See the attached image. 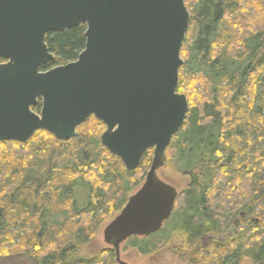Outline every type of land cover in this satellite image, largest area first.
<instances>
[{
  "label": "trees",
  "instance_id": "trees-1",
  "mask_svg": "<svg viewBox=\"0 0 264 264\" xmlns=\"http://www.w3.org/2000/svg\"><path fill=\"white\" fill-rule=\"evenodd\" d=\"M185 3L192 19L178 92L190 109L165 167L189 184L161 231L124 245L148 256L180 239L188 264H264V0ZM86 31L48 34L55 59L43 71L77 61ZM104 131L91 117L67 142L44 131L0 142V264L116 263L113 249L91 258L81 250L102 213L119 214L140 189L154 151L128 171L102 146Z\"/></svg>",
  "mask_w": 264,
  "mask_h": 264
},
{
  "label": "water",
  "instance_id": "water-1",
  "mask_svg": "<svg viewBox=\"0 0 264 264\" xmlns=\"http://www.w3.org/2000/svg\"><path fill=\"white\" fill-rule=\"evenodd\" d=\"M185 0H0V142H29L38 132L61 142L91 117L101 144L128 171L153 150L142 187L104 230L116 254L131 237L161 231L178 190L159 178L190 109L178 92L191 25ZM86 25L77 61L48 71L46 36ZM42 100V110L33 108Z\"/></svg>",
  "mask_w": 264,
  "mask_h": 264
},
{
  "label": "rangeland",
  "instance_id": "rangeland-1",
  "mask_svg": "<svg viewBox=\"0 0 264 264\" xmlns=\"http://www.w3.org/2000/svg\"><path fill=\"white\" fill-rule=\"evenodd\" d=\"M158 175L160 179L174 186L179 191V193L185 190L189 184L187 177L178 174L170 167L161 169L158 172ZM135 193L136 192H133L130 196ZM78 200L81 202L80 205H83V202L86 203L85 193L84 195H79ZM117 215L118 214L115 213L112 214L111 209L108 213H102V215L99 217L101 221L98 223L100 224L102 222V224L100 225L96 236L86 247L81 250V255L83 257H95L107 249H112V247L109 246L104 240V230ZM241 218L247 219V217L240 216L238 220ZM238 220L236 221L235 225L238 224ZM222 240H225V237H223ZM186 251L187 250L182 244V241L180 239H174L167 245L160 248L159 251L148 256L140 255L136 249L130 247L127 248L126 245H122L121 258L127 264H188L189 255H186Z\"/></svg>",
  "mask_w": 264,
  "mask_h": 264
},
{
  "label": "flooded vegetation",
  "instance_id": "flooded-vegetation-1",
  "mask_svg": "<svg viewBox=\"0 0 264 264\" xmlns=\"http://www.w3.org/2000/svg\"><path fill=\"white\" fill-rule=\"evenodd\" d=\"M146 180V179H145ZM167 183V182H166ZM142 187V186H141ZM179 192V191H178ZM179 195H180V193H179ZM223 237H225V236H223V235H221V236H219V238L220 239H222Z\"/></svg>",
  "mask_w": 264,
  "mask_h": 264
},
{
  "label": "bare ground",
  "instance_id": "bare-ground-1",
  "mask_svg": "<svg viewBox=\"0 0 264 264\" xmlns=\"http://www.w3.org/2000/svg\"><path fill=\"white\" fill-rule=\"evenodd\" d=\"M242 216L245 217V216H244V213L242 214Z\"/></svg>",
  "mask_w": 264,
  "mask_h": 264
}]
</instances>
